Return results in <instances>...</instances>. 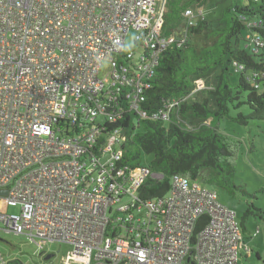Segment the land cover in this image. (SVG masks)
Instances as JSON below:
<instances>
[{"label":"built area","instance_id":"obj_1","mask_svg":"<svg viewBox=\"0 0 264 264\" xmlns=\"http://www.w3.org/2000/svg\"><path fill=\"white\" fill-rule=\"evenodd\" d=\"M167 3L0 0V230L40 250L72 244L78 264H238L251 252L214 188L176 174L145 199V180L162 175L123 163V118H170L180 101L150 112L146 91L162 53L206 15L187 7L178 39L162 33ZM131 29L137 53L124 51ZM245 43L264 51L256 33ZM248 78L258 88L264 71Z\"/></svg>","mask_w":264,"mask_h":264},{"label":"trees","instance_id":"obj_2","mask_svg":"<svg viewBox=\"0 0 264 264\" xmlns=\"http://www.w3.org/2000/svg\"><path fill=\"white\" fill-rule=\"evenodd\" d=\"M221 1L228 3L220 17L210 20L205 15L197 20L188 28L182 45L171 44L160 57L143 105L156 112L179 100L170 118L137 121L134 113L123 118L121 126L127 135L123 163L137 166L143 154L151 155L149 169L162 175L145 180L141 188L145 199L165 194L176 174L231 194H248L235 182L242 141L220 126L224 119L241 125L264 119V83L256 88L248 78L255 71H264V51L256 53L245 43L247 32L264 41V0ZM207 2L168 0L162 33L182 37L187 25L184 10L191 5L204 7ZM199 36L209 42L197 45ZM234 61L245 66L244 72L235 71ZM234 73H240L236 82ZM207 81L211 84L200 86ZM250 216L264 221V209L247 205L242 217L245 230ZM242 233L247 242L243 229Z\"/></svg>","mask_w":264,"mask_h":264},{"label":"rangeland","instance_id":"obj_3","mask_svg":"<svg viewBox=\"0 0 264 264\" xmlns=\"http://www.w3.org/2000/svg\"><path fill=\"white\" fill-rule=\"evenodd\" d=\"M228 1L208 0L204 5L207 17L212 20L221 16ZM135 31L130 30L127 34L125 48L126 52L137 53L141 51L134 43ZM197 45H204L209 41L204 36L195 38ZM106 65V62H105ZM240 73L233 74V80H239ZM211 82L202 83L200 86H208ZM198 92V91H197ZM196 92V93H197ZM199 94V93H198ZM221 129L238 137L242 141V147L237 161L235 182L248 194L236 191L234 194L226 190L212 186L217 190L221 203L228 206L236 213V221L244 232V237L252 251L245 256L239 255L238 264H264V221L250 216L246 219V229L242 225V217L249 203L264 209V119L251 120L247 125H241L230 120H222ZM152 159L151 155L143 154L141 163L148 165ZM130 202V198L123 197L120 204ZM10 212H19V207H7ZM73 245L69 243L50 242L43 250L21 234H12L0 230V264H78L71 254ZM47 255H52L45 259Z\"/></svg>","mask_w":264,"mask_h":264},{"label":"water","instance_id":"obj_4","mask_svg":"<svg viewBox=\"0 0 264 264\" xmlns=\"http://www.w3.org/2000/svg\"><path fill=\"white\" fill-rule=\"evenodd\" d=\"M0 193L4 195V194L7 193V190L3 189V190H1ZM51 256H52V255H47V256L45 257V259H49Z\"/></svg>","mask_w":264,"mask_h":264}]
</instances>
